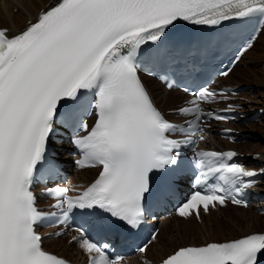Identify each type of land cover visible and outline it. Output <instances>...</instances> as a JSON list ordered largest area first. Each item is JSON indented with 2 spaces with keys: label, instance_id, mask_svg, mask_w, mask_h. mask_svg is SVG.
Masks as SVG:
<instances>
[{
  "label": "snow or ice",
  "instance_id": "1",
  "mask_svg": "<svg viewBox=\"0 0 264 264\" xmlns=\"http://www.w3.org/2000/svg\"><path fill=\"white\" fill-rule=\"evenodd\" d=\"M256 14L264 19V0H58L18 34L0 28V264H68L43 247L36 225L55 213L38 209L32 186L46 163L57 117L64 113L74 121L76 113L65 104H80L88 92L94 93L96 118L91 126L82 122L84 134L73 140L82 154L76 164L101 171L77 195H70L77 190L69 187L49 190L53 207L64 221L74 209H99L129 229L139 228L154 176L166 187L167 173L180 167L182 146L209 119L230 117L204 110L202 104L227 96L203 88L193 93L191 106L179 109L192 117L187 127L171 122L138 75V54L149 42H163L180 21L216 26ZM237 107L230 104L224 111ZM236 157L235 151L197 152L196 184L202 187L177 215L199 219L201 211L218 205L247 207L242 193L264 169L250 170ZM77 232L72 240L89 254V264H122V256L109 255L110 245ZM162 264H264V233L179 247Z\"/></svg>",
  "mask_w": 264,
  "mask_h": 264
},
{
  "label": "bare ground",
  "instance_id": "2",
  "mask_svg": "<svg viewBox=\"0 0 264 264\" xmlns=\"http://www.w3.org/2000/svg\"><path fill=\"white\" fill-rule=\"evenodd\" d=\"M57 0H0V28H8L10 30V34H16L18 33L22 28H24L28 23L31 21H34L37 14L41 11L47 10L49 7L53 6V2H56ZM16 9V13H13V10ZM264 35V26L254 41V44L252 47L243 55V59H240L236 65L233 67V69L229 72V75L225 78V85L228 86H241V83L233 80V75L240 66V64L243 63V60L250 57L252 53L255 51L256 45L261 40V37ZM264 61V60H263ZM264 64V63H263ZM259 65V64H258ZM256 70L261 71V78L263 80L257 82L256 81V87H261L262 96H264V69H255V67H250L249 72L254 75L255 79H257ZM153 86H156L154 84V81L147 79ZM159 87V86H157ZM157 87H154L153 96L154 101L156 104L161 108V110L167 112L168 110L174 109V105L177 103L179 96L178 93L174 92H166L164 90H159ZM250 100L248 97H244ZM249 108H264V100H258L257 97L251 99ZM262 105V106H261ZM261 123H264V120L260 121ZM241 130V129H240ZM260 135L257 137V139H260ZM256 139V140H257ZM264 140V138H263ZM242 144L238 146H231V145H225L223 148H234L237 149L240 153H243L240 149ZM247 148V147H246ZM248 150V149H247ZM245 150V151H247ZM246 154V153H243ZM264 160V153L260 154L259 159L257 160L258 163H261V160ZM251 167H255V162H251ZM261 167V166H259ZM257 169V168H256ZM95 174L94 170H84L81 172H76L75 176L78 178V181H89ZM264 205V202H263ZM237 210L238 212H242V214L245 213V215L242 218H245L247 223L245 224L246 228L241 227L243 225L241 224H235L233 219L229 220V223H232L238 227L239 233L236 234L235 231H232L230 235L225 234V222L218 216L223 213L224 210ZM223 215V214H222ZM210 218L209 223H207ZM227 219V217L225 216ZM223 218L224 220H226ZM264 217H260L257 213L254 212V208L251 209H240L228 206L224 209H219L217 211H211L207 216H202L200 218V221H196L193 218L183 220L175 218L168 223L165 224V226L162 228L160 232H158L157 241L155 244H150L151 246L150 250L147 252V257L149 260L153 261H159L165 256L171 254L179 247L183 246H190V245H203L208 242H223L232 240L238 237L245 236L247 234L253 233V232H260L258 231L261 222L263 221ZM213 221V222H212ZM199 225H195V224ZM174 226H177V232L180 235V238H176V231L173 233L170 228L174 229ZM185 229L183 231L182 229ZM192 228H195L193 230ZM234 229V228H233ZM183 231V232H182ZM199 231L200 238L197 239L195 236L199 235L196 234V232ZM225 231V232H224ZM201 232V233H200ZM261 232H264V230H261ZM229 233V231H228ZM165 234V237H167L166 240L162 238V236ZM189 238V240H187ZM59 244L62 245V249L59 252ZM45 246L47 249H49L52 252L59 253L61 256H67L72 257L74 254H77L78 251L75 249L73 245H69L66 243V241L63 240H56V241H46ZM146 253V251H145Z\"/></svg>",
  "mask_w": 264,
  "mask_h": 264
},
{
  "label": "rangeland",
  "instance_id": "3",
  "mask_svg": "<svg viewBox=\"0 0 264 264\" xmlns=\"http://www.w3.org/2000/svg\"><path fill=\"white\" fill-rule=\"evenodd\" d=\"M16 9L13 10V13H16ZM264 35L261 37V40L259 41V43L256 45L255 47V51L252 53V55L246 59L243 60V63L240 64V66L238 67V69L236 70V72L234 73L233 80L237 81L239 83H241L240 87H246V89L242 92V105H243V110L244 112H250L252 113L253 111L259 110V108H252L250 109V101L251 99L253 100V98L257 97L258 100H264V96H262V89L261 87H256V81L259 82L261 80H263V78H261V71H257L256 70V75H257V79H255L254 75H252L248 70L250 67H255V69H264ZM259 64V65H258ZM261 73V74H260ZM154 84L157 87L158 85L154 82ZM159 90H163L160 87H157ZM248 97L250 98V100H248L247 98L244 97ZM180 99V98H179ZM179 99L177 101V103L179 102ZM175 106V105H174ZM262 106V105H261ZM262 109V108H261ZM251 118V114L244 116L243 118L240 119L239 124L237 125L238 130L242 133V134H249L252 136H256L257 137L260 135V139H255L249 142H245L242 143L243 146H241V151L243 153H252V154H260L264 153V123H261V120H264V114H261L260 116L256 117L255 119H250ZM241 129V130H240ZM247 147V148H246ZM248 149V150H247ZM247 150V151H245ZM223 214V215H222ZM220 214L218 217L221 218L223 220V222H225V234L228 236L230 235V233H232V231H235L236 234L239 233L238 231V227L232 223H229L228 218L230 217L229 220L233 219V221L235 222V224H241L244 227V229L246 228L245 224L247 223L248 220H246L245 218H242L244 214H242V212H238L237 210L231 209V210H224L223 213ZM225 216L227 217V219L225 218ZM260 217H264V216H260ZM223 218H225L226 220H224ZM212 218H210L209 220H207L209 223L210 220ZM263 221L261 222L260 226L261 228L258 229V231L264 230V218ZM213 220V219H212ZM213 222V221H212ZM195 225H199L198 223ZM177 226H174V229L170 228V230L175 233L176 231V238H180V235L177 232ZM234 228V229H233ZM193 230H195V228H192ZM232 231H230V230ZM183 231H185V229H182ZM182 231V232H183ZM229 231V233H228ZM201 233V232H200ZM196 234H199V231L196 232ZM197 239H199L201 236L196 235L195 236ZM162 238L164 240L167 239V237H165V234L162 236ZM189 240V238L187 239ZM62 245L59 244V252L61 251Z\"/></svg>",
  "mask_w": 264,
  "mask_h": 264
}]
</instances>
